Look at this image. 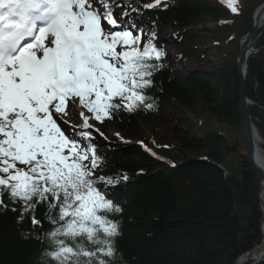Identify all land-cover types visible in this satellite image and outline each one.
Here are the masks:
<instances>
[{"label": "trees", "instance_id": "obj_1", "mask_svg": "<svg viewBox=\"0 0 264 264\" xmlns=\"http://www.w3.org/2000/svg\"><path fill=\"white\" fill-rule=\"evenodd\" d=\"M263 1L240 0L237 15L212 0H168L149 10L137 8L129 24L145 37L155 32L156 39L166 27L182 31L181 42L176 41L181 47L199 43L209 32L205 24L218 22V30L225 25L231 33L223 40L236 41L250 30L252 13ZM125 4L135 6L134 1ZM195 25L201 26L200 33ZM210 38L218 53L215 60L203 46L188 49L194 52L190 59L175 64L167 45H161L167 54L164 67L148 91L154 107L106 121L130 143L104 141L93 132L102 144L98 151L107 154L104 174L128 176L115 189L122 207L114 214L120 224L115 243L123 264H236L241 254L260 244L259 182L245 155L235 50L226 54L218 37ZM254 48L246 59L245 90L264 153V31ZM189 116L196 118L200 134L187 123ZM210 120L223 129H214ZM141 122H146L147 138L141 137ZM138 140L169 162L150 156ZM5 203L8 209H0V264H38L42 245L35 236L50 226L45 222L33 234L31 220L18 222L19 211H11L19 206L6 196Z\"/></svg>", "mask_w": 264, "mask_h": 264}, {"label": "snow or ice", "instance_id": "obj_2", "mask_svg": "<svg viewBox=\"0 0 264 264\" xmlns=\"http://www.w3.org/2000/svg\"><path fill=\"white\" fill-rule=\"evenodd\" d=\"M222 2L240 14L238 0ZM119 6L0 0V209L6 196L33 234L48 223L35 236L38 264H123L115 189L128 176L104 174L107 154L93 132L104 137L97 124L154 107L148 91L167 54L155 32L125 28ZM70 111L78 122L66 119Z\"/></svg>", "mask_w": 264, "mask_h": 264}, {"label": "rangeland", "instance_id": "obj_3", "mask_svg": "<svg viewBox=\"0 0 264 264\" xmlns=\"http://www.w3.org/2000/svg\"><path fill=\"white\" fill-rule=\"evenodd\" d=\"M238 3H240V0H238ZM264 3V1L262 2ZM123 12H121L120 10H116V7L114 8V14L118 17V15L120 16ZM123 16V15H122ZM235 23V21L233 22ZM233 26L235 27L236 25L233 24ZM201 26L200 25H195V31H198L200 30ZM206 29L209 31L206 33L205 36H202V39L200 40L199 43L197 44H193L192 42H186L185 44H182V48H188V49H200L201 47L205 46L206 49L208 50V53H209V58L211 60H215L217 57L216 55H218V53L216 52V45L211 41L212 39L210 38L212 35L215 34V37L217 36L218 37V41L217 43L218 44H221V46H223V49L224 51L226 52V54H229V50L230 51H233L235 50L236 52V48H237V44H238V38L241 37V36H238L236 38V41L235 39H233V37H230L229 40H223L225 38V33H228L229 36L231 35L229 29L226 31L225 30V25H224V28H220L218 30V27L216 28V25L214 24H211V23H207L205 24ZM200 33V31H198ZM170 33H172V31L168 28H165L162 32V35L161 37L163 38L164 37V40L166 41V43L169 45V52L172 56H175L178 51H176V48L173 46L172 42H171V35ZM203 34V33H202ZM204 35V34H203ZM174 36H177L178 37V33H176ZM194 52H190V54H193ZM66 119H69V123H74V122H78V119L77 117L75 116V114L73 112L70 111L69 113V117H66ZM187 123L190 124L191 126H195V132L197 134H200L201 133V129L199 128V125H198V122L196 120L195 117H191L189 116V118L187 119ZM212 127L216 130H221L223 128H221V126H218L215 122H213L212 120H210L209 122ZM105 137H107V139H111L113 137H116L117 136V131L115 129V126L114 124L112 123H107L103 128H101ZM140 134H141V137H144V138H147L148 137V128H147V125H146V122H141L140 123ZM259 136V135H258ZM259 143V147H260V144H261V141L259 140L258 141ZM260 187V186H259ZM258 196H259V193H258ZM262 215V213H261ZM262 217V216H261ZM261 231V229H260ZM262 235V234H261ZM257 247V246H256ZM255 248H253V250H251L250 252H247V253H244V254H241L239 257H238V260H241V258H244L245 262L243 264H255L257 261H255V263L251 262V259L249 258L250 254L253 253ZM264 252V250H263ZM261 252V254L263 253ZM260 258V257H259ZM250 262V263H249Z\"/></svg>", "mask_w": 264, "mask_h": 264}, {"label": "water", "instance_id": "obj_4", "mask_svg": "<svg viewBox=\"0 0 264 264\" xmlns=\"http://www.w3.org/2000/svg\"><path fill=\"white\" fill-rule=\"evenodd\" d=\"M262 6H264V3L259 7V9ZM258 10H256L254 13L253 16L254 20ZM263 31H264V21L260 26L257 27L255 26V23H253L250 31H248L244 35L243 39L244 40L252 39L254 45L256 39L262 34ZM242 63L244 64V56L243 53L240 51V40H238V45L236 48V68L238 71V79H239V111L241 116V133L243 136L247 161L256 179L258 180V182H260L264 178V175L253 163V154L255 149L254 140L252 136L253 126L251 124L249 110H248V99L245 90L244 72L240 70V66ZM262 259H264V252L260 255L259 260L255 264H261Z\"/></svg>", "mask_w": 264, "mask_h": 264}, {"label": "bare ground", "instance_id": "obj_5", "mask_svg": "<svg viewBox=\"0 0 264 264\" xmlns=\"http://www.w3.org/2000/svg\"><path fill=\"white\" fill-rule=\"evenodd\" d=\"M264 21V6H262L256 16H255V26H260L262 22ZM253 50V41L252 39L248 40H242L240 44V51L243 53L244 56V64L242 63L240 66V70L245 73V61L249 54ZM252 136L254 140V154H253V163L254 165L261 171V173L264 175V153L259 147V137L254 129H252ZM259 202H260V210L262 213L261 217V223H260V229L262 238L260 241V244L255 247L252 254H250L249 258L251 259V262L255 263L261 255V252L264 250V178L259 182ZM245 262L244 258H241V260H237L236 264H243ZM250 263V262H249ZM251 264V263H250Z\"/></svg>", "mask_w": 264, "mask_h": 264}]
</instances>
